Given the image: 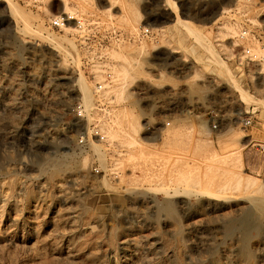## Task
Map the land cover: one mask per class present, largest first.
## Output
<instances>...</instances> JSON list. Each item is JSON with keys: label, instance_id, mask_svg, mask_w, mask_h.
Wrapping results in <instances>:
<instances>
[{"label": "rangeland", "instance_id": "374dc122", "mask_svg": "<svg viewBox=\"0 0 264 264\" xmlns=\"http://www.w3.org/2000/svg\"><path fill=\"white\" fill-rule=\"evenodd\" d=\"M14 1L43 17L53 34L71 39L80 63L78 69L71 56L17 32L0 0V264H264V205L260 210L255 202L264 204V190L252 193L229 181L227 174L238 169L224 163L248 142L241 151L242 175L264 186V152L256 147H264V81L257 64L237 60L248 38L259 47L251 52H262L264 0H175L178 10L168 1L185 20L176 12L174 23L162 0H118L120 8L136 2L138 22L158 28L146 36L124 9L125 21L67 0L81 27L64 31L51 27L43 0ZM51 5L54 13L57 6ZM223 7L228 12L210 26ZM236 27L246 32L244 40L233 35ZM139 41L145 42L141 73L125 79L120 94L115 87L123 80V56L138 51ZM79 70L91 85V110L81 117ZM105 74L111 82L95 94ZM236 83L244 95L235 91ZM171 89L182 91L184 110L141 166L144 177L118 181L112 175L117 148L106 138L100 150L82 151L79 141L97 119L101 128L114 110L135 103L141 123L158 106L170 105ZM100 100L102 110L95 105ZM214 109L223 116L220 133L211 128ZM251 109L249 128L233 124ZM140 133L144 137L142 128ZM100 165H108L107 174H95ZM128 169L132 164L124 163L118 172ZM166 192L179 197L166 198Z\"/></svg>", "mask_w": 264, "mask_h": 264}, {"label": "bare ground", "instance_id": "6f19581e", "mask_svg": "<svg viewBox=\"0 0 264 264\" xmlns=\"http://www.w3.org/2000/svg\"><path fill=\"white\" fill-rule=\"evenodd\" d=\"M2 1L7 6L8 15L14 20V24H15V27L17 28V30H16L17 32L22 33L23 35H27L29 37H34L36 39H39L40 41L48 44L49 47H54V48L59 49V51H61L62 54L64 53L68 57L71 56L73 58V64L75 65V67H77V68L79 67L78 65H79L80 61L78 59V54L74 49L73 42L71 39H68V38L63 37V36H58V35H55L52 32H50L49 29L45 26L46 20L43 17H39V16L33 14L30 10H25L23 7L18 5L16 1H14V0H2ZM43 1L46 5L45 6V14L47 15V20L51 19L50 21H53L55 19L62 17L63 14H69L71 11L69 3L67 2V0H43ZM80 1L86 2L87 4L88 3L91 4L99 12H107V13L111 12L112 15H116V16L122 18L123 21H125V17H126L125 15L122 14V11L124 9L127 12V14H129L130 17L133 19L134 22H132V23H135L134 29L135 30H139V29L145 30L147 23L146 24L145 23L143 24V22L139 23L137 20L139 17H138L137 3L136 2H133L132 4L125 5L124 8L123 7L120 8L119 7L120 5H118V6L115 5L116 3H118V0H105V5H103V3L101 4L100 0H80ZM168 1H172V4L173 5L175 4L177 10H178V6L176 5L175 0H162L163 10L169 11L173 15V17H172L173 19L171 20V23H174L176 21L175 14H177L178 12L172 11V9L170 8V3H168ZM250 1L251 0H243V2H245L246 4L251 3ZM238 2H239V0H238ZM51 4H55L57 6V11H55L54 13L49 8L50 6H52ZM252 4H254V3H252ZM115 8H117V9H115ZM224 8L225 7H223L219 11V13H217L214 16L213 20L211 21L210 26H214L215 24H217L218 21L223 19V14L228 12V9H224ZM238 9H239V7H238ZM178 14H179L181 22H184L185 20L183 19L180 11ZM136 17H138V18L136 19ZM248 21L250 23H257V20H254L253 18H249ZM222 25L224 27H228L229 24L224 23ZM168 26H169L168 24H165V26L162 27L161 30L162 29L164 30V28H167ZM150 28H151L150 32L154 31V30H158V28L154 25H151ZM76 29L77 28L75 27L74 22H70L67 26H65L63 28L64 31H70V30L74 31ZM232 32H233V35L234 36L236 35L237 37H240L243 34V32L241 33V30L239 29V27L232 29ZM247 40H249L248 44H247V49L249 48L248 50L257 52L259 50L257 41H252L253 40L252 38H248ZM136 46L139 48L138 51H136L137 50L136 49L135 52H133L132 54L130 52L128 54V56H126V57L123 56L124 60L122 58V60L124 61V65L121 67L123 76L121 75L120 77H123V80L119 84L116 82L117 86L115 85L116 90H118L120 88L119 89L120 94H122V92H124V90H125V87H126L125 81L129 78L131 79L132 75H140V73H141L140 69H139L140 63H138V61L140 59H142L141 58L142 57L141 56V50L144 49L145 42H140V43L136 44ZM114 53L116 55V52H114ZM253 55H256V54H253ZM217 60H219V59H217ZM217 62L221 63L220 61H217ZM222 65H225V63ZM222 68H224L223 70H225V72H227L226 69L228 67H226V65H225V67L223 66ZM260 68L261 69H259L260 72L258 75H264V66L260 67ZM227 70H229V68ZM228 73H229V71H228ZM119 74H120V72H119ZM119 74H117V72H116V77ZM229 74H231V73H229ZM120 77H119V79H120ZM116 81H118V80L116 79ZM75 82H76V85L78 86L79 93L81 94V100L83 102L84 109H85V111L88 112L91 110V109H89V107H90V86L91 85L85 80V78L82 75L80 70L78 72V76L76 77ZM105 86H106V84H105ZM234 87L236 89L235 91L239 90V93L241 92L244 95L245 91L241 90L239 88V86L237 85V83H236V85H234ZM95 88H97V86H95ZM243 95H240V97H242ZM240 97L238 99H240L239 101H241V102L243 101L245 103V101H246L248 103L249 101H251V100H249V101L245 100L244 101ZM255 99L256 98H254V100ZM261 100H263V98L260 99L259 101H261ZM259 101H257L256 103H259ZM251 103L254 104L255 102L252 100ZM136 109L137 108H136L135 103H129L125 107H121L117 110H114L112 112V114H110L109 117L105 121H103V123L101 124V128H100V120L97 119V121H99L97 123H98L99 129L101 131L100 133H102L101 135L103 136V138H106V142L108 143L109 146H112L115 149L117 148V151H116L117 158L113 161L112 168H111L110 172L113 173V174L112 173L111 174L114 175L118 179V181L122 180L123 175L127 176L128 178H136V177L142 178V177H144L147 173H146V170L144 171L141 168V166L143 167L144 164H146V162L149 160V158L155 154L154 150L157 148V146L159 144L161 145V143L164 141V140L162 141L163 138H161V141H160L159 139H146L145 137H143L141 135L140 129L142 128V123H140V119H139L140 113ZM90 120H91V118H90ZM246 143H248V142H246ZM246 143H245V145H243V144L240 145V148H238L236 151H234L232 153L233 157L228 156L227 159L224 161V163L230 164L231 167L237 166V169H238V172H236V173H234L233 171H230L227 174L228 175L227 178L229 179V181L234 182L239 187L244 186V188L251 190L252 193H257L260 190H264V186H262L260 184V181H257L256 179H252L253 177L250 178L249 175H247V177H245L246 175L245 176L242 175L244 173H243V169H242L243 156L241 154V151L246 146ZM99 146H100L99 142L89 141V148L91 150L98 151V150H100ZM124 163L132 164L133 169L126 170L128 173L125 174V173H123V171H122L123 168H122V170H120V171H122V175H120V172H118V170L122 166V164H124ZM187 164H188V167L191 166L190 162ZM56 166H58V165H56ZM136 166H138V169H140V171H138V175L134 174V169L136 168ZM206 170H208V171L204 172L203 175L205 178L208 179L209 171H210L209 166L206 167ZM224 173H225V171H224ZM224 173H223V175H224ZM133 176H136V177H133ZM102 185L104 187H106L107 189L111 188L108 185L105 178H102ZM164 195L166 198H172V197H176V196L179 197V195H173L169 192H166ZM255 202H256V206L258 207V209L261 210V208H263L264 204L262 202H260V200H257ZM167 203H168V201H167ZM171 205L172 204H170V206ZM161 207L166 209V210L169 209V205L166 203ZM243 222L245 224H247L245 220H243ZM228 226H229L228 231L233 232L234 228H231L232 227L231 225H228ZM78 228H80V227H78ZM256 228H259V226L257 225ZM69 230H70V228H69ZM73 230L74 229H72L71 231H73ZM60 234H61V232H60ZM74 236H75V234H74ZM72 245H74V244H72Z\"/></svg>", "mask_w": 264, "mask_h": 264}, {"label": "built area", "instance_id": "2783aa9c", "mask_svg": "<svg viewBox=\"0 0 264 264\" xmlns=\"http://www.w3.org/2000/svg\"><path fill=\"white\" fill-rule=\"evenodd\" d=\"M70 22H74L76 28H80V22L75 18L73 14H63L62 17L55 19L50 22L51 27L57 30H63L65 26H67ZM150 27L146 25L143 34L146 36L150 34ZM246 32L239 37L240 40H244L246 36ZM258 39L261 45L262 52L258 55H253L250 50L242 49L241 54L238 57V61L243 64H257L259 67L264 66V32H261V35H258ZM235 58V57H234ZM227 59V57H225ZM261 79L264 81V75H261ZM106 82H111V76L109 74H105V79L102 84L98 85L95 94H98L103 90L104 84ZM162 95L168 92L162 91ZM168 98L171 100L170 105L168 106H158L153 115L147 116L144 115L141 119L143 135L146 139H159L161 141V136L163 132L171 125L174 120H178L182 111L184 110L183 105V94L181 90H169ZM96 107L100 110L103 109V103L98 101L95 102ZM77 113L81 117L83 113H85L82 105H77L76 107ZM221 110L214 109L213 113V124L211 126L212 130L216 133H220L222 131L223 126V116L220 115ZM253 109L249 111H245V114H239L237 117L233 118V124L237 127H240L242 130H246L252 125L253 122ZM105 138L100 133V129L97 122H93L87 127L85 132V138H81L79 141L80 148L82 151H85L89 148V141H96L102 144ZM257 150L261 153L264 152V147L260 145H256ZM106 166L95 167V174H107V170H109Z\"/></svg>", "mask_w": 264, "mask_h": 264}]
</instances>
